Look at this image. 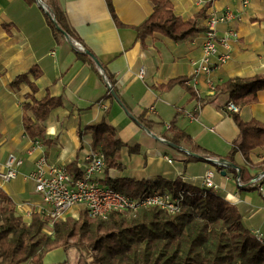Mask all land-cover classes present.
Segmentation results:
<instances>
[{
    "label": "crops",
    "instance_id": "obj_1",
    "mask_svg": "<svg viewBox=\"0 0 264 264\" xmlns=\"http://www.w3.org/2000/svg\"><path fill=\"white\" fill-rule=\"evenodd\" d=\"M42 1L49 10L46 0ZM170 1L175 14L188 20L204 9L209 0ZM56 2L71 29L116 76L119 94L133 115L140 117L148 112L151 120L165 125H156L154 134L131 118L115 98L106 97V85L88 65L77 59L69 41L55 38L47 11L39 0L33 4L25 0H0V172L5 170L10 156L24 159L14 180H0V190L13 200L17 212H27L40 201L34 183L27 179L36 160L43 155L52 165L67 169L74 165L78 172V160L94 149L92 135L81 136L80 126L99 123L110 109L108 121L124 144L120 152L123 168L106 170L102 179H179L202 189L203 176L214 170L217 188L213 191L237 208L248 230L264 237V195L249 187L250 181L263 169L249 168L242 153L238 152L234 157L236 165L248 170L240 185L229 168L218 169L204 158L190 160L191 154L196 153L182 152L163 138L164 134L170 135L167 129L174 123L196 144L225 157L240 133L233 117L222 105L215 103L200 108L198 100L192 99L182 85L169 90L157 88L172 80L186 78L189 86L203 98L213 95L217 85L227 80L263 75L264 0H248L246 5L244 0H216L206 10L208 17L226 10L237 14L238 20L221 23L217 29L219 35L235 30L239 38L231 43V59L226 64L209 75L196 77L193 63L203 56L205 32L180 42L155 33L146 37L143 44L135 28L153 13L150 0H110L117 22L108 0ZM199 23L206 26L207 19H200ZM34 66L42 70L38 79L29 76L38 88L35 97L51 96L62 100V105L52 110L44 123L41 147L25 134L23 127V104L28 101L26 95L31 93L29 82H22L17 88L12 86L19 75ZM238 114L244 122L257 120L264 123V89L258 93L256 102L240 108ZM250 158L254 164L264 161V147L252 151ZM25 220L30 221V218ZM79 258L76 248L67 253L57 249L45 256L44 264L66 260L78 264Z\"/></svg>",
    "mask_w": 264,
    "mask_h": 264
},
{
    "label": "trees",
    "instance_id": "obj_2",
    "mask_svg": "<svg viewBox=\"0 0 264 264\" xmlns=\"http://www.w3.org/2000/svg\"><path fill=\"white\" fill-rule=\"evenodd\" d=\"M25 1L33 4L36 0ZM150 1L153 13L135 28L143 44L146 37L155 33L180 42L205 32L207 27L200 25L199 20L208 18L206 10L216 0H209L204 9L188 20L175 14L170 0ZM46 2L49 6L47 17L55 38L58 41L66 38L77 59L88 65L104 82L106 97L113 99V90L130 117L155 134L154 127L165 124L151 120L148 112L140 117L133 115L119 94L116 76L71 29L56 0ZM108 4L117 22L110 0ZM76 42L81 46H77ZM30 75L38 79L42 70L38 66L32 67L29 72L19 75L12 86L17 88L20 83L29 82L31 93L26 95L28 101L23 104V127L25 134L37 141L44 135L45 121L52 110L62 105V100L51 96L37 99L35 94L38 88L35 82L29 80ZM175 85H182L192 99L198 100L200 108L209 103L222 105L223 110L235 120L240 133L225 157L199 146L174 123L168 126L170 135H163L166 141L182 152L189 150L196 153L189 157L190 160L210 157L229 162L231 167L228 170L238 182L248 172L247 167L236 165L234 157L238 152L242 153L249 168L264 170V161L254 164L250 158L252 151L264 147V123L257 120L244 122L238 113L226 110L229 102L240 108L256 102L258 93L264 89V74L227 80L217 85L213 95L203 98L189 86L186 78L172 80L157 88L169 90ZM221 100H224L223 104ZM110 115L111 110L108 109L99 123L85 127L81 125L79 128L80 135L90 133L93 148H99L104 153L107 171L123 168L120 152L124 144L118 138L116 128L108 121ZM197 115L195 112L194 116ZM68 171L78 176L74 165H70ZM104 182L115 191L130 196L167 192L181 197L180 211L169 214L158 208H150L136 212H114L106 219L90 218L82 211L79 219L56 221L49 235L45 232V217L33 213L29 222L23 220L13 200L0 190V264H44L45 256L59 248L66 253L70 248H76L80 254L78 264H264V244L244 226L237 208L213 190L189 186L179 179L151 181L106 177ZM57 264L70 263L66 260Z\"/></svg>",
    "mask_w": 264,
    "mask_h": 264
},
{
    "label": "built area",
    "instance_id": "obj_3",
    "mask_svg": "<svg viewBox=\"0 0 264 264\" xmlns=\"http://www.w3.org/2000/svg\"><path fill=\"white\" fill-rule=\"evenodd\" d=\"M47 11V7L42 0ZM248 0H244V5ZM237 14L230 10L222 13L215 12L207 18L205 31L206 40L203 45V56L194 64V76L201 74L209 75L220 66L226 64L231 59V43L238 40L239 36L235 30H229L226 34L219 35L218 25L230 21L238 20ZM77 46H81L76 42ZM141 70L140 76L143 77ZM214 90V87H212ZM229 113H239L240 107L233 102L226 106ZM35 145L41 147V141H34ZM195 156V154H191ZM210 160L218 169H228L231 164L227 161L206 158ZM172 163V160H168ZM24 164V159L17 156H10L6 162L5 170L0 172V180L11 182L14 180L20 168ZM78 176L68 171L66 166L52 165L45 156H40L35 162L34 170L27 175L35 185V192L40 201L33 205L26 214L32 217L33 213L40 214L47 221L46 232L50 235L54 223L58 220L65 221L66 214L72 209H82L91 218L106 219L114 212H136L142 209L158 208L169 214H176L180 211L181 197H174L170 193H150L137 196L125 195L115 191L102 179L106 173V158L99 149L86 152L78 160ZM215 171L209 170L202 178L203 190H215ZM239 183V182H238ZM241 185V183H239ZM249 187L255 188L264 195V170L253 178ZM254 233V232H253ZM256 238L264 244V237L261 233H254Z\"/></svg>",
    "mask_w": 264,
    "mask_h": 264
},
{
    "label": "rangeland",
    "instance_id": "obj_4",
    "mask_svg": "<svg viewBox=\"0 0 264 264\" xmlns=\"http://www.w3.org/2000/svg\"><path fill=\"white\" fill-rule=\"evenodd\" d=\"M94 150V149H93ZM30 209V208H29ZM17 210V209H16ZM82 211H84V210H80V209H72V210H69L68 212H67V214H66V217H67V219L68 218H73V219H79V217H80V215H81V212ZM25 214V215H24ZM18 215H20L22 218H23V220H25V219H29V216L26 214V212H24V213H18ZM89 216V215H88ZM90 217V216H89ZM91 218V217H90ZM30 220H31V217H30ZM29 222V221H28ZM48 227H46L45 228V232H46V229H47ZM47 233V232H46ZM48 234V233H47ZM59 249H61V248H59ZM71 249V248H70ZM57 250V249H56ZM63 250V249H62ZM64 251V250H63ZM66 253V252H65Z\"/></svg>",
    "mask_w": 264,
    "mask_h": 264
},
{
    "label": "water",
    "instance_id": "obj_5",
    "mask_svg": "<svg viewBox=\"0 0 264 264\" xmlns=\"http://www.w3.org/2000/svg\"><path fill=\"white\" fill-rule=\"evenodd\" d=\"M48 15H50V14H48ZM111 93H112V95H113V97L119 102V100H118V97H117V95H116V93L113 91V90H111Z\"/></svg>",
    "mask_w": 264,
    "mask_h": 264
}]
</instances>
